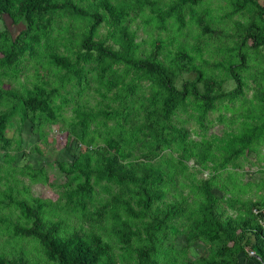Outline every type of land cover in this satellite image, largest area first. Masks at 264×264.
Listing matches in <instances>:
<instances>
[{"label":"trees","instance_id":"16d2710c","mask_svg":"<svg viewBox=\"0 0 264 264\" xmlns=\"http://www.w3.org/2000/svg\"><path fill=\"white\" fill-rule=\"evenodd\" d=\"M222 1L0 0V264H264V200L238 170L247 152L264 161V3ZM25 68L42 81L21 83ZM18 111L44 140L68 131L56 199L34 196L49 174L11 154ZM194 243L208 254L189 257Z\"/></svg>","mask_w":264,"mask_h":264},{"label":"rangeland","instance_id":"374dc122","mask_svg":"<svg viewBox=\"0 0 264 264\" xmlns=\"http://www.w3.org/2000/svg\"><path fill=\"white\" fill-rule=\"evenodd\" d=\"M169 1L170 0H157V3L159 6L164 7ZM213 2H214L213 6L219 5L220 3L225 4V2H223L222 0H213ZM261 2L264 3V0H261ZM224 12L226 11H221V13H224ZM241 14H235L230 18L226 17L225 19L226 23H224L222 26L226 28L228 26L227 24H229L230 27H232L235 20H239V19L242 20L244 18L245 15H243V13ZM138 22H140L141 26H143V20H141L140 18L139 21L137 20L136 23L133 24V29L138 27ZM6 23H7L6 25L12 31L14 37L18 35L21 28H24L21 23L13 24L10 19H7ZM150 28L151 27H148L147 29L148 32L150 31ZM106 31L107 29L103 28L101 32L104 33ZM153 31L158 32V30H153ZM162 32H163V35L165 36L166 31L163 30ZM139 35L142 36L141 39H148V33L144 31L142 27H140L139 29ZM236 38L237 36L229 35L225 39L226 41L225 43L229 44L232 41L235 42ZM146 45L148 46V44ZM205 53L207 54V52ZM0 56H2V54H0ZM212 62L213 61H211L210 63ZM223 72L221 71L218 72L219 78L225 79L223 88L226 90V89H230L231 87L235 86V82L230 78V76L227 73H223ZM22 73L23 74L21 75V81H22L21 83L26 82L28 83V85H31L32 82L33 83L40 82L41 80L40 75L36 74V76L34 75L33 78L32 76H30L34 74V69L25 68V70ZM256 78L264 82V72L260 75V77L257 76ZM5 80H6V85H5L6 88L10 86V87H18L19 89H23L20 86L21 83L19 84L16 80L14 79L12 80L5 79ZM249 83L250 85L247 86V93H248V97H252L253 93H255L256 91L254 88L255 80L253 78H250ZM91 102L95 103V100L91 98ZM76 106H77L76 103H72L71 106L68 107L67 111H65V116L68 118L72 116L74 114L73 113L74 107ZM4 108H5L4 106L3 107L0 106V109L3 110ZM218 114L219 112L217 111L216 113L212 114V117L216 118ZM228 115L231 116L232 112H228ZM11 117H12L11 120H13V123L7 129V136L9 137L12 136L14 139L23 137V143H22L23 150L21 151L13 150L11 152V154H15L17 164L19 166H23L27 162H32V164L35 166L43 167L44 171L49 174L48 183H33L31 185L33 195L38 196V197H43V198L56 199L59 196L58 195L59 194L58 185L64 184L63 182H65L66 179L63 175H61V173H59L57 169H54L53 166L57 165V160H61V159L68 160L69 159L71 161L69 157H66L61 153L64 147L70 143L68 131L65 130L64 124L62 122H59L57 125H53V126L47 125L45 127V130L47 131L48 137L46 140H44L42 136L40 137V133L37 132L35 129H33L32 123L27 119V117L25 116V118H23L24 116L21 115L20 111H18V113H14ZM218 127L222 128L223 126L218 125L216 127H213L212 131L217 132L219 130ZM14 146L17 147V144H15ZM71 148H75L76 153L85 151V146L81 144L78 146L76 145L74 141L71 144ZM76 153H74V156H76ZM3 159H5V155H4V152L0 149V163L3 161ZM192 163L193 162H189V165L191 166ZM1 173H3L4 175L8 177L9 166L8 167L5 166V168L1 171ZM208 176L209 175L207 174H203V177L208 178ZM25 179L26 181H28L26 183L30 182L29 177ZM251 179H252V182H256L257 180H259L258 173L256 174L255 172H253L252 178L246 177L244 181L248 182ZM1 186L2 184L0 185V187ZM217 194L221 195L219 191L217 192ZM188 216H189V213L187 216L180 218L179 221H181L182 223L186 222L187 220L186 217ZM175 242H177L176 245H178L179 248H182L186 245L185 237L182 235H178ZM24 243L26 244L24 249L28 252L29 257L31 259L36 257V255H39L38 252H36L35 247L30 246L27 241H25ZM0 244H4V243H0ZM207 254H208V250L206 249V246L204 243H194L190 247V250H189V257L196 259V260H199V258L202 255H207ZM241 264L243 263L241 262Z\"/></svg>","mask_w":264,"mask_h":264},{"label":"crops","instance_id":"0c3cea01","mask_svg":"<svg viewBox=\"0 0 264 264\" xmlns=\"http://www.w3.org/2000/svg\"><path fill=\"white\" fill-rule=\"evenodd\" d=\"M264 151V149H263ZM263 154V153H262ZM261 154V155H262ZM241 163H242V168L241 169H238L239 171H243L244 170L247 172L243 177L244 179L246 177L248 178H252L253 175H250V172H254L256 171V174L258 173L259 175V180H257L256 182H253V183H256V189H255V194L254 196L256 198L260 197V200L262 201V199L264 200V166L261 167V165H264V161H259V157L255 154H250V153H246V155H243L241 157ZM253 162H257V163H253ZM262 168V169H259V168ZM256 168V169H255ZM258 171V172H257ZM252 181V179L250 180ZM261 183V184H260ZM241 197V196H240ZM249 198V195L247 196H244V199L245 200H248ZM250 261H252L253 264H260L259 262L260 261H256L254 260V258H252ZM258 262V263H257Z\"/></svg>","mask_w":264,"mask_h":264},{"label":"built area","instance_id":"2783aa9c","mask_svg":"<svg viewBox=\"0 0 264 264\" xmlns=\"http://www.w3.org/2000/svg\"><path fill=\"white\" fill-rule=\"evenodd\" d=\"M262 223H263V226H264V219H263V222ZM251 254H253V252H251Z\"/></svg>","mask_w":264,"mask_h":264}]
</instances>
